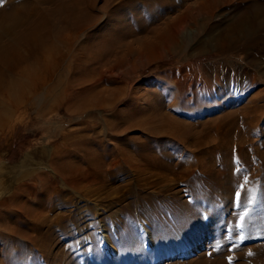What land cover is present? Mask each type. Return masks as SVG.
Instances as JSON below:
<instances>
[{
  "label": "rangeland",
  "instance_id": "374dc122",
  "mask_svg": "<svg viewBox=\"0 0 264 264\" xmlns=\"http://www.w3.org/2000/svg\"><path fill=\"white\" fill-rule=\"evenodd\" d=\"M232 7L225 11L230 13ZM92 25L89 30L81 31L80 41L72 45L69 54L62 61L61 71H64L61 75L59 72L57 75L47 76L49 79L46 84L29 89V96L19 98L18 104L1 107L5 118L0 124V201L11 200L14 195L24 200L30 199V206L33 210L35 208L36 214L49 218L42 230L47 229L45 232H49L48 230L53 229L51 233L56 236L53 235L54 240L42 247L51 249V254L57 253V261L53 260L54 263L58 262L64 252L75 255L76 260L71 264H213L216 262L215 258L226 264L247 263L252 259L264 262V161L258 155L259 152H264V116L255 119L251 114L243 115V110H247L248 106L263 103L258 96H264L263 82L253 83L251 74L241 75V78L234 77L227 82L226 78L223 80L226 72L223 74L221 71L207 76L205 84L198 76L195 79L194 68L218 63L219 48L215 46L196 56L192 55L187 61L181 59L179 54L158 56L157 50L147 60L148 56L142 51V54L127 57L126 64L120 69L115 68L110 75L106 65L124 57L129 47L138 49L143 39L150 38L147 32L150 28L144 23V28L140 30L136 22H130L126 27L128 32L122 33L104 31L103 27L107 28L105 20ZM90 35L94 37L92 42L104 49L103 57L92 65L84 60L81 71L85 73L87 80L85 76L82 77L85 87L94 85L97 100L103 97L117 99L106 109L87 107L81 110L67 102V84L79 77V72L68 73L71 70L70 63L75 59L76 47L87 42ZM241 53L242 51H238L233 57L238 56L247 64L249 56ZM86 55L95 59L97 56L96 52H88ZM236 59L235 61H239ZM239 81L242 82L241 86H238ZM56 84L59 86L54 90L55 100H50L53 91L50 89ZM108 87L111 90L106 93L105 89ZM103 89L105 91L102 93ZM49 101H53V107ZM117 111L127 116L125 123H117ZM141 111L142 115L136 117L131 113ZM233 111L232 117L225 121L222 116ZM162 113L174 116L186 131V136H198L199 147L203 149L195 150L198 148L193 142L185 146L168 141L165 146L168 151L175 152L174 161L177 163L185 160L199 172L200 158L203 156L212 173V178L208 180L212 184L227 181L231 188L226 185L227 189L222 190V193L217 189L215 192L208 191L215 196L199 201L188 189L186 180L182 179L170 182L171 189L167 193H157L153 200L146 195L149 192H144H157L158 185L152 187L153 190L150 187L143 188L139 184L142 180H138L130 169H125L127 167L120 172H113L110 167L105 170L101 168V172L98 171L101 175L97 173L95 179L85 176L86 171L83 177H76L75 171L68 173L70 162H73L71 166L76 164L86 170L81 156L89 148L97 152V159L100 160L101 157L104 163L108 160L105 155H108L106 149L109 146L103 141L105 135L117 133L126 137H145L148 123L151 124L150 128H159ZM104 117L107 121L113 120L117 124L115 128L119 130L115 132L110 128ZM130 117L133 118L129 119ZM150 118L154 121L150 122ZM127 124H131L130 127L126 128ZM194 140L197 141L196 138ZM240 147L244 150L241 154ZM108 150L115 153L111 147ZM151 150L150 153H157ZM25 153L29 157L21 162ZM118 164L124 166L123 162ZM215 173L218 174L217 177ZM173 175L168 173V178ZM245 176L248 177L247 182L244 181ZM77 178L79 184L75 186L73 180ZM128 178L132 181L125 185ZM148 178L150 183L155 180L154 176ZM121 183L123 186L113 192L112 188L122 185ZM241 184L245 185L244 189L239 187ZM35 185L38 187L37 195L43 193L36 202L31 200ZM26 186H33V190H30L32 193L21 191ZM224 191L226 196H222L225 195ZM236 191L242 193L241 206H237ZM21 193L24 194L21 196ZM249 199L253 201L251 204L247 203ZM165 200L173 204L167 206ZM196 202L197 205L194 204ZM204 202H209L206 208ZM161 203H166V206ZM183 206L187 208L183 209ZM186 209L194 212L188 213ZM246 209L243 227L236 228L239 215ZM0 215L10 224L17 220L15 211H9L1 205ZM70 215L75 220L68 217ZM174 221L178 222L180 228ZM3 225L6 227L7 224ZM28 230L30 234H38L33 228ZM149 231L152 239L147 241L145 233ZM102 234H106L113 244L114 253L108 254L104 249ZM241 236L245 239L241 240ZM56 241L60 247L55 246ZM75 241L82 244H76ZM148 242H151V246ZM234 244L237 246L233 247ZM41 251L43 252L41 249L33 255L32 245L23 237L0 230V264H50L49 260L52 259L48 258V253L45 256ZM249 252L252 255H248ZM229 256L232 257L231 262L227 259Z\"/></svg>",
  "mask_w": 264,
  "mask_h": 264
},
{
  "label": "bare ground",
  "instance_id": "6f19581e",
  "mask_svg": "<svg viewBox=\"0 0 264 264\" xmlns=\"http://www.w3.org/2000/svg\"><path fill=\"white\" fill-rule=\"evenodd\" d=\"M230 7H232L231 12L227 13L225 10ZM102 20H105L107 25V28L104 26L103 30L108 32H128L126 27L127 23L129 24L130 22H136L139 25L140 30L144 28V23H146V27L149 26L150 28L149 31H147L149 32L150 38L143 39L140 43L141 48L132 49L129 47L126 49L124 57L119 58L114 63L106 65V69L109 71L108 73H110V75L115 68L120 69L121 66L126 64L127 57H133L138 53L142 54V51L145 53L146 57L148 56L147 60H149L153 54L155 55L154 50H157L158 56L163 54H179L181 59L187 61L192 55L196 56V54L205 51L207 48L215 46L219 48L218 63L194 68L193 70L196 72L195 79L197 78L196 76H198V78L205 84L207 76L218 74L221 71L223 74L226 72L227 75H224L225 77L223 80L226 78L225 80L227 82L232 81L234 77L241 78L251 74L250 76L253 83L261 81L264 85V0H99V3L98 0H3V2L0 3V124L3 117L5 118L1 107L18 104L19 98L29 96V89H34L35 87L46 84L50 76L57 75L59 72H61V75L64 71H61L62 61H64L69 54L72 45L77 44L78 40L80 41L79 34L81 31L89 30L93 26V23L95 24V22L97 23ZM92 37L93 35H90V39L88 36L87 42L84 44L81 43L76 47L75 59L70 63L71 70L70 72L67 70L68 73L79 72V77L67 84L69 89L67 102L81 110H84L87 107L106 109L113 105L117 100L116 98L106 97L97 100L98 98L96 99L94 85L91 84L88 87L84 86V78L82 76H85L86 79V75L81 71L84 68V60H87L92 65L103 57L104 51L103 48L100 49L94 42H92ZM113 38L111 39L113 40ZM238 51H242L243 54L249 56L250 60L247 62L248 65L243 63V61L239 59L240 57H233ZM88 52H96V59L94 57L90 58L86 55ZM242 53L241 55H243ZM236 58H238L240 62L235 61ZM249 65L251 68H248ZM47 76L49 77L47 78ZM241 85L242 82L239 81L238 86ZM58 86L59 84H56L50 89L53 90L50 95L51 98L49 97L50 100H55L54 97L56 96V93H54V90ZM104 89L102 90V93L105 90L106 93H109L111 90L109 87L105 90ZM258 96L263 103L257 104L256 106H248L246 108L247 110H243V115L251 114L256 117L255 119H261V117L264 116V96H261L260 94ZM193 100L196 101V99ZM49 102L53 107V101ZM117 112L118 113L115 112L118 118L117 123H125L127 116H124L125 114L122 115V112L120 111ZM131 113L134 117L142 115V111L137 114H134L136 113L135 111L134 113ZM233 113L234 111L222 117L226 121V118L232 117ZM104 118L107 121V118ZM131 118L133 117H130L129 119ZM112 121L113 120H108L107 122L110 124V128H113L116 132V130L119 129L115 128L117 124H114ZM134 121H136V119ZM152 121L154 120L150 118V122ZM158 123L159 128H150L149 125L151 124L148 123L145 132L147 135L145 137L129 135L126 137V135H118L117 133L105 135L104 137L102 136L105 145L111 147L115 153L108 150V147V149H106L108 155H105L108 160L105 158L106 161L104 163V160H102L100 156V160L99 158H96L97 152L94 149L89 148V150L84 152L81 156L84 158L86 170L80 168V166L76 164L71 166L73 162L71 163L69 160L68 173L75 171L74 173L76 177H83L82 175H84V171H86L87 173H85V176L95 179V175L101 170V168L105 170L110 167L111 169L113 168V172H116V170L120 172L121 169L127 167L125 169H130L132 174H134L138 180H142L139 184L143 188L150 187L151 189L158 185L157 192L146 190V192H144V190H142L144 193L149 192L146 194L149 199H153L154 195L157 196V193L159 192L160 194H163L161 192L167 193V191L171 189L169 186L170 182H177L182 179L186 180L188 189L199 201L210 198L212 197L211 195H214L208 191L215 192L219 190L222 193V190H226L227 186H231L227 181H220L217 182V184H212V182L209 181L212 178V173L209 163L205 161L203 156V159L202 157L200 158L199 167L201 171L199 172L191 168L190 164H187L185 160H180L176 163L174 161L176 159L175 152L168 151L165 144H167L168 141H175L181 143V145L184 144L185 146H189L188 143L193 142V144H197L196 148L198 149L195 150L199 151L202 147H199L200 143L197 139L198 136H189L190 134H188L189 137L186 136V131L180 126L177 119L174 118V116H170L168 113H162ZM130 125L131 124H127L125 126L128 128ZM181 129L182 131L180 132ZM194 138H196L197 141H195ZM97 143L99 144V142ZM100 143L102 142L100 141ZM80 146H83L84 149L87 148L85 145ZM132 146H134V149ZM150 149H152L153 152L154 150L157 151V153H150ZM239 150L240 154L244 152L242 148ZM158 152H160V154H158ZM103 154L101 156H103ZM258 155L262 161H264V152H259ZM28 157L29 156L26 155L21 162L26 161ZM118 162H123L124 166L118 164ZM57 168L60 169L59 167ZM57 168L54 169L57 170ZM168 173L171 175L173 173V177L171 176L172 178H168ZM217 175L218 174H216V177ZM148 176H154L155 180L150 183L147 181V179H149ZM131 178H128L124 184H129L132 181ZM73 181L75 186H78V178ZM121 186H123V184L113 187L112 191L117 192V189ZM30 188H27L26 186V188L23 187L21 191H29L32 193L31 191L33 188ZM138 188L139 187H137V189ZM34 189V194L31 198L32 201H35L40 194H43L40 192V194L37 195L39 192L37 191L38 187L36 185L34 186ZM225 192L226 191L223 193L225 195H221L226 196ZM22 194L24 193H21V196ZM222 196H220V198H222ZM37 200H39V198ZM165 201L167 203V200ZM197 203L198 202L194 204L197 205ZM200 203L203 202L201 201ZM168 204L173 203H167V206ZM207 204H204L205 208L207 207ZM0 205L4 206V208L9 211H15L17 215L16 222H12L11 224L7 223L4 217L0 215V230L4 229L8 234H17L23 237L32 245L33 255L37 254L41 249L45 253V256H47L48 253V258L50 257L52 259V262L49 260L50 264H71L75 262L76 259L74 258V254L73 256L72 254H65L64 252L58 259V262L54 263L53 260L57 261L55 260L57 259V253L55 252L56 254H51V249L49 250L48 247H42L47 242L54 240L53 235H55V233H51L54 231L53 229H50L51 231L48 230L49 232H45L47 229H45V231L42 230L43 226L47 225L49 218L45 215L41 216L39 213L36 214L35 208L33 210L30 206V199L26 198V200H24V198L14 195L11 200H1ZM184 206L182 207L183 209L187 208ZM188 207L191 209L190 206ZM192 210L194 209L192 208ZM192 210H190V212ZM186 211L188 212L187 209ZM189 216L191 215L189 214ZM68 217H71V215ZM72 218L73 217H71V219ZM248 219H250V217H248ZM175 222L177 221H174V223ZM178 222L180 223V220ZM178 222L176 223L177 225ZM3 224H7L6 227H3ZM217 226H219V224H217ZM27 228L35 229L38 234L36 233V235H33L28 233L29 230ZM178 228H180V226ZM67 229L68 228H66V230ZM101 236L102 241H104L103 247L107 253H114L115 248L109 241L107 235L102 234ZM145 236L147 241L152 239L150 231L146 232ZM58 241L54 243L55 246L58 245ZM78 242L80 241H77L76 244H78ZM73 243H71V245H74ZM148 244L151 246V242H148ZM69 255L70 257H68ZM81 256L83 257V255ZM79 257L80 255L77 256V258ZM253 260L254 259L247 263L236 262L234 264H264V262L259 263ZM214 261L213 264H226V262L221 259L217 260V258H215Z\"/></svg>",
  "mask_w": 264,
  "mask_h": 264
},
{
  "label": "snow or ice",
  "instance_id": "6c2138e0",
  "mask_svg": "<svg viewBox=\"0 0 264 264\" xmlns=\"http://www.w3.org/2000/svg\"><path fill=\"white\" fill-rule=\"evenodd\" d=\"M2 2H3V0H0V3H2ZM237 171H239V169H237ZM244 181H245V182L248 181V177H247V176L244 177ZM239 187H240L241 189H244V188H245V185H244V184H241V185H239ZM235 197H236L237 202H238L237 206H241V204H242V200H241L242 193H241L240 191H236V192H235ZM252 202H253V201H252L251 199H249V200L247 201L248 204H251ZM246 215H247V209L245 210V212H243V213H241V214L239 215V222H237L236 225H235L236 228H242V227H243V221H244ZM240 239H241V240H244L245 238H244V236H241ZM236 246H237V245H235V244L233 245V247H236ZM248 255H252V253L249 252ZM227 259L231 262L232 257L229 256Z\"/></svg>",
  "mask_w": 264,
  "mask_h": 264
},
{
  "label": "crops",
  "instance_id": "0c3cea01",
  "mask_svg": "<svg viewBox=\"0 0 264 264\" xmlns=\"http://www.w3.org/2000/svg\"><path fill=\"white\" fill-rule=\"evenodd\" d=\"M26 155H28V156H29V154H26V153H25V155H24V156L21 158V160H22V159H23V158H24ZM21 160H20V161H21Z\"/></svg>",
  "mask_w": 264,
  "mask_h": 264
}]
</instances>
